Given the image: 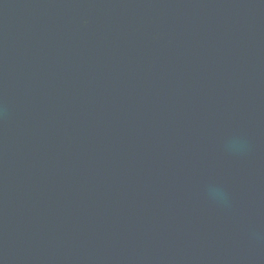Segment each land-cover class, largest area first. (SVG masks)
Returning <instances> with one entry per match:
<instances>
[{
	"label": "water",
	"instance_id": "95a60500",
	"mask_svg": "<svg viewBox=\"0 0 264 264\" xmlns=\"http://www.w3.org/2000/svg\"><path fill=\"white\" fill-rule=\"evenodd\" d=\"M0 264H264V0H0Z\"/></svg>",
	"mask_w": 264,
	"mask_h": 264
},
{
	"label": "clouds",
	"instance_id": "9594fccd",
	"mask_svg": "<svg viewBox=\"0 0 264 264\" xmlns=\"http://www.w3.org/2000/svg\"><path fill=\"white\" fill-rule=\"evenodd\" d=\"M237 147H238V144L236 142H233L229 145L230 150L236 149ZM210 195L215 200L222 201L225 199V193L222 190L217 189V188H211Z\"/></svg>",
	"mask_w": 264,
	"mask_h": 264
}]
</instances>
